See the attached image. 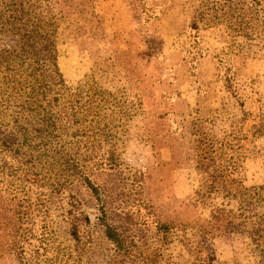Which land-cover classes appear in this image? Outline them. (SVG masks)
<instances>
[{
    "label": "rangeland",
    "instance_id": "obj_1",
    "mask_svg": "<svg viewBox=\"0 0 264 264\" xmlns=\"http://www.w3.org/2000/svg\"><path fill=\"white\" fill-rule=\"evenodd\" d=\"M54 1L47 3L50 17ZM26 2L4 1V16L19 21L1 20L0 51L23 54L32 65L44 52V35L53 36L65 86L59 106L73 100L81 114H95L79 123L96 121L99 130L74 138L72 129L55 132L49 121L50 134L43 136L35 109L19 119L32 148L13 150L0 141L1 156L18 171L32 167L62 184L58 193L51 179L2 183L19 201L22 218L15 242L0 229V264H264L262 239L257 247L246 234L201 239L190 227L208 208H237L221 193H205L210 171L197 170L199 155L218 161L234 155L237 168L219 179L230 193L264 183V5L253 29L233 32L222 23L195 34L201 12L187 0H67L77 4L64 6L75 24L65 30L58 20L57 31L40 25L22 49L30 28L22 23ZM38 78L34 71L35 91L42 89ZM100 87L114 94L108 122L100 117L106 105ZM17 95L12 87L0 97V105L8 99V114L16 111ZM57 133L66 153L55 145ZM208 140L223 146L211 151ZM73 168L88 174L95 194ZM196 191L206 196L205 205L193 202ZM103 221L119 245L106 238ZM192 241L202 244L199 251L187 250Z\"/></svg>",
    "mask_w": 264,
    "mask_h": 264
},
{
    "label": "trees",
    "instance_id": "obj_2",
    "mask_svg": "<svg viewBox=\"0 0 264 264\" xmlns=\"http://www.w3.org/2000/svg\"><path fill=\"white\" fill-rule=\"evenodd\" d=\"M4 1L5 0H0V5L2 4L0 8V25L2 24L1 20L3 19H11L10 22L14 20L19 21L18 16L13 15L12 13L4 16L2 8L7 6ZM48 1L49 0H27V15L29 16H27L28 19H26V22L22 20V23L25 27L30 28H28L29 36H24L26 40L20 42L23 46L22 49H24L29 43L30 38L33 39L35 37L33 34L37 33V29L40 25L44 24L47 27H51L53 31H57V27L54 25L58 20L61 21L62 28L65 30L72 24H75L76 18H73L71 24V18L67 17L68 14H66V10L64 9L67 0L54 1L55 17H50L47 14ZM187 1L192 4H196L201 12L199 15L201 27L194 28L195 34L203 27L217 26L222 23H226L228 25L227 29H230L233 32L242 29H253L252 27L254 22H260V11L264 5V0ZM72 5L76 6L77 4L69 3L67 7L70 8ZM10 7H12V5H10ZM12 12H14V10H12ZM20 12L22 13V11ZM76 12L79 14V11ZM22 14L26 15L24 12ZM92 14L93 12H90V15ZM11 24L12 23H10V25ZM74 28L78 30L77 27ZM63 29H61V31H63ZM50 37L54 38L53 36L46 37L44 35V45L42 47L44 52L38 56L37 61H32V65L26 61L27 57L23 54H19L16 51H0V97L8 88L11 89L12 87L18 94L15 99L17 100L16 111L8 114L10 109V104L6 102L8 99L4 100L5 105H0V141L1 144L7 148H13V150H17L23 146L32 148L33 138L27 133V126L19 123V119L23 118V114L26 111H35V109H37V111L34 112L35 115L40 116V126L37 131L43 136H49L50 134V132H48L50 129V123H48L49 121H52L51 128H53L55 132L61 133V131L67 130L68 128L72 129L75 133H71L70 137L81 135L84 132L94 131L96 128L99 130L96 121H91L89 126L81 125L82 122H85L88 116H95V114H81L73 100H66L70 103L64 108L59 106V103L65 100L63 96L65 86L62 76L56 67L55 51L52 50V47H50L52 45ZM12 52L14 54H12ZM34 64L38 65L37 70L33 67ZM34 71L39 77L37 83H39V87L42 88L38 91H35L36 89L32 83L36 80L34 79ZM90 78L92 79V77ZM92 81L94 80L92 79ZM94 83L96 85L95 81ZM98 93L104 99V104H106L104 108H100V117L108 122L113 114L112 110L109 108L110 101L108 100L113 99L114 94L102 89L101 87L98 89ZM9 94L10 93L7 91L6 96ZM34 104L35 108L31 106ZM55 105H57L56 112L51 114L50 110L52 107L54 108ZM8 117L12 119V123L15 124L14 126L10 125L9 121L6 120ZM58 136L59 135L57 133V142H55V145L58 147L59 151L66 153L65 145L67 144H63ZM42 139H44V137ZM77 142L78 139L76 138L73 141L70 140L68 144L71 146L74 143L77 144ZM217 144H219L218 146L221 149L223 142H212V140H210L209 143H206L211 151H213ZM45 145L46 144L44 143L43 146L45 147ZM1 151L2 150L0 149V153H2ZM44 151L46 152L47 149L44 148ZM222 151H224V148ZM198 157L199 158L195 162L197 170H201L202 172H206L207 170L210 171V174L207 177L208 184L205 187V193H221L223 197L235 200L237 208L235 210L224 206L208 208L206 217L201 222H198L190 227L193 228L194 232L201 239H213L229 234H246L248 235L252 245L257 247L259 239L264 241V183L247 190L241 187V190L230 193V191L226 190V184L228 183L221 180L219 181V179L221 178L222 171L230 176L237 168L234 155L229 156L227 154L226 157L220 161L216 159L212 160L206 154L199 155ZM203 160L207 162L209 161V165H205ZM105 161L111 163L109 161L112 160L106 159ZM220 162L222 164H220ZM223 163H225V165H223ZM73 169L76 170L80 176L84 174L83 177L86 185L89 187L91 192L95 194L97 191L96 187H94L91 180H89L88 174L77 170V168ZM32 170H34V168L29 167V170L26 169L20 172L12 163H8L0 154V229L8 230V235L12 237L13 240L14 233L17 230L16 226L19 223L18 221L22 218V210L19 201L14 196L2 190V183L8 179L11 180L14 178L21 179L23 181H28L29 179H33L32 181L51 179V188L58 193L61 192L62 184L59 180H56L49 175H38ZM234 181V179H231L230 182L233 183ZM194 198V203H198L201 206L205 205L204 201H206V196L203 194H199V192L196 191L194 192ZM102 225L104 227L106 238L113 244H116V246L119 245L121 239L118 238L116 232H114V230L109 227L106 222L103 221ZM182 228H186V226H182ZM186 245H188V251L197 249V251H199L202 247V244L198 241H192L190 243L187 242ZM8 247L11 251H13V242ZM194 260L198 261L199 259L194 258Z\"/></svg>",
    "mask_w": 264,
    "mask_h": 264
}]
</instances>
